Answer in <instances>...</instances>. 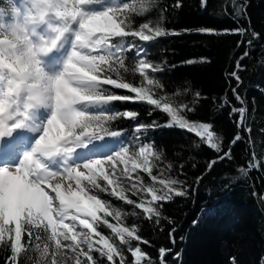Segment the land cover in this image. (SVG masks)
<instances>
[{"label": "snow or ice", "instance_id": "snow-or-ice-1", "mask_svg": "<svg viewBox=\"0 0 264 264\" xmlns=\"http://www.w3.org/2000/svg\"><path fill=\"white\" fill-rule=\"evenodd\" d=\"M153 3L9 0L7 9L0 8V149L17 131L37 137L17 163L0 166V246L9 253L5 264H20L21 253L31 260L29 251L37 254L35 264H117V258L119 264H126L125 250L134 264L145 259L153 264L139 246L148 241L139 235L137 226L122 222L127 213L98 193L140 209L145 218L156 217L159 223L161 211L156 205L185 192L175 187L182 181L153 175L157 164L149 158L160 161L162 154L153 142H141L140 134L161 126L177 127L221 151L212 125L188 120L184 113L194 108L175 100L180 92L163 93L164 85L149 74L162 73L164 66L146 58L137 38L154 43L170 33L150 21L134 26L132 16L145 13ZM235 31L243 34L242 29ZM49 57H55L53 62H48ZM129 73L138 75L139 81L127 80L124 74ZM231 75L239 82L236 72ZM106 86L128 90L131 95L109 92ZM232 91L243 104L236 90ZM199 98L196 93L192 104ZM117 101L143 103L170 119L164 125L138 124L132 140L113 147L106 138H119L122 132L111 130V122L138 117L136 111L118 112L113 103ZM233 112L240 114L238 123H243L245 108ZM241 139L237 134L231 143ZM225 158H231V148L218 157ZM138 169L153 183L145 184ZM129 193L140 201L131 199ZM131 215L138 213L134 210ZM101 224L112 234L99 231ZM24 236L27 241L22 243ZM165 253L161 248L160 264Z\"/></svg>", "mask_w": 264, "mask_h": 264}, {"label": "trees", "instance_id": "trees-1", "mask_svg": "<svg viewBox=\"0 0 264 264\" xmlns=\"http://www.w3.org/2000/svg\"><path fill=\"white\" fill-rule=\"evenodd\" d=\"M8 6L9 0H0V8ZM132 20L134 26L150 21L169 31L154 43L136 40L145 47L150 62L163 63L162 73L149 74L164 85L163 93L180 92L175 100L194 108L184 113L188 120L212 125L221 151L177 127L142 132L162 154L155 161L153 175L182 181L175 187L185 195L173 194L170 201L156 205L161 211L159 223L156 217L149 220L142 210L116 198L103 195L104 199L127 213L122 218L126 226H137L139 235L148 241L139 246L153 264H160L161 248L166 250L163 264H264V0H154L148 11L134 14ZM233 72L240 76L239 82ZM124 75L130 82L139 81L138 75ZM106 87L118 95H131L125 89ZM196 93L200 98L193 105ZM113 103L118 112L138 113L136 120L111 122V130L122 132L125 139L135 136L138 124L164 125L170 119L162 110L150 111L151 106L143 103ZM240 107L245 108L243 123H238L240 114L233 112ZM237 134L243 139L231 143ZM229 148L231 158L218 159ZM144 183L153 182L145 177ZM156 187L161 185L156 183ZM130 197L140 201V197ZM134 210L138 215H131ZM98 230L106 236L112 234L103 224ZM26 241L24 236L22 243ZM8 255L0 246V264H5ZM28 255L31 260L21 253L20 264H35L37 254L29 251ZM125 257L126 264H134L127 250Z\"/></svg>", "mask_w": 264, "mask_h": 264}, {"label": "bare ground", "instance_id": "bare-ground-1", "mask_svg": "<svg viewBox=\"0 0 264 264\" xmlns=\"http://www.w3.org/2000/svg\"><path fill=\"white\" fill-rule=\"evenodd\" d=\"M55 54H53L54 56ZM55 57H49V63L53 62V59ZM27 133V135H25ZM37 137L33 135L32 133L28 131H17L14 133L13 137L6 138L4 142V147L0 149L1 152H6L8 154L9 160L8 163H17L20 159V157L23 155L24 152L28 151L26 150V147L29 145H33L35 139ZM118 138H115L114 140H117ZM21 142V146H16V143ZM5 165V164H4ZM0 165V166H4ZM139 169L137 170V172ZM137 173H133V176H136Z\"/></svg>", "mask_w": 264, "mask_h": 264}, {"label": "rangeland", "instance_id": "rangeland-1", "mask_svg": "<svg viewBox=\"0 0 264 264\" xmlns=\"http://www.w3.org/2000/svg\"><path fill=\"white\" fill-rule=\"evenodd\" d=\"M9 7V6H8ZM7 9V8H6ZM25 135H27V133H25ZM137 134L135 133V136H136ZM141 135V142H143V143H148L146 140H145V137H144V135L141 133L140 134ZM134 136V137H135ZM133 137V138H134ZM133 138H128V139H125V138H123L122 136L121 137H119L117 140H114L115 138H111V139H109V138H106V143H109V144H111L113 147H119V145L120 144H123V143H125L126 142V140H132ZM20 144V143H19ZM31 147H32V145H29L28 147H26V150H30L31 149ZM149 160H150V163H152V162H154L155 163V161H153L152 160V158L150 157L149 158ZM122 167V166H121ZM154 169L155 168H153V170H152V172L154 171ZM140 176H142L143 177V179L145 178V177H147V178H149L148 177V175H147V173H144V172H142V171H138L137 172ZM137 175V174H136ZM150 179V178H149ZM101 183H104L103 181H101ZM98 195L100 196V198L102 199V200H105L104 199V197H103V195H106V196H108L107 195V193H98ZM131 194L129 193V196H130ZM114 198V197H113ZM131 198V197H130ZM132 199V198H131ZM113 205V204H112ZM127 205V204H126ZM114 207H117V208H120L119 206H117V205H113ZM101 216H103V213H101L100 214ZM112 218V217H111ZM129 254V256L134 260V258L131 256V254L130 253H128ZM143 262V261H142Z\"/></svg>", "mask_w": 264, "mask_h": 264}]
</instances>
